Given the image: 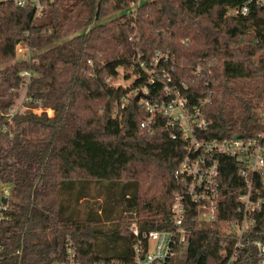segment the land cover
<instances>
[{
    "label": "trees",
    "instance_id": "1",
    "mask_svg": "<svg viewBox=\"0 0 264 264\" xmlns=\"http://www.w3.org/2000/svg\"><path fill=\"white\" fill-rule=\"evenodd\" d=\"M136 1L46 0L37 19L29 4L0 2V68L8 64L0 70V179L10 187L8 219L0 223V264H51L67 240L85 260L99 259L101 236L116 248L126 232L125 221L99 229L117 216L119 206L135 211L142 229L166 225L161 221L174 190V162L157 164L166 178L136 174L144 160L151 161L137 147L157 141L169 159L161 143L168 136L140 129L143 113L134 100L113 116L125 93L113 81L119 74L129 77L136 50L173 55L193 82L182 90L191 102L204 97L202 92L210 95L203 107L207 138L250 136L260 128L264 11L249 0H139L130 17V3ZM244 5L245 15L230 14ZM21 43L32 53L27 61L15 60ZM197 67L200 77L194 78L190 74ZM23 86L25 111L13 116L10 126L4 117ZM27 127L36 133L25 139ZM233 173L230 165L228 184ZM91 186L103 195L99 209L87 206ZM81 201L87 211L79 218ZM187 209L188 245L169 264H216L211 254L224 234L198 227L196 209ZM254 239L264 244V210Z\"/></svg>",
    "mask_w": 264,
    "mask_h": 264
},
{
    "label": "built area",
    "instance_id": "2",
    "mask_svg": "<svg viewBox=\"0 0 264 264\" xmlns=\"http://www.w3.org/2000/svg\"><path fill=\"white\" fill-rule=\"evenodd\" d=\"M43 1L46 0H13V3L17 7L29 4L34 10L33 19H37L41 17ZM250 2L264 11V0ZM138 5L139 0L130 3V17L136 16ZM246 13L244 5L230 14ZM87 64L92 65L91 61ZM129 69L127 80H132L131 88L125 90L113 116L119 117L127 103L139 96L135 102L143 113L140 129L147 130L150 136H168L161 143L170 151L168 160L174 162L171 175L174 190L167 217L161 221L166 225L142 229L137 213L124 210L130 246L123 258L85 260L74 243L67 240L62 255L51 264H169L188 245V206L197 211L198 227L217 228L224 234L218 250L211 254L216 264H264V244L254 239L258 217L264 210V112L260 128L253 135L207 138L210 123L203 107L209 103L210 95L202 92L204 97L199 101L188 99L182 90L193 82L187 79L188 73L173 55L157 51L149 56L136 50ZM200 72L197 67L190 75L198 78ZM20 75L30 77L28 72ZM230 165L234 180L228 184L226 169ZM9 196V185L0 179V223L8 219L5 214Z\"/></svg>",
    "mask_w": 264,
    "mask_h": 264
},
{
    "label": "rangeland",
    "instance_id": "3",
    "mask_svg": "<svg viewBox=\"0 0 264 264\" xmlns=\"http://www.w3.org/2000/svg\"><path fill=\"white\" fill-rule=\"evenodd\" d=\"M1 1H6V0H0ZM16 55H15V60L16 61H27L31 58L32 53L28 50L27 46L24 43L18 44L16 46L15 49ZM5 66L7 65H3L1 69L5 68ZM21 76V75H20ZM28 78V77H26ZM113 83L115 85H121L124 90H129L131 88L132 85V80H127V79H123L122 75L119 74L118 78H116ZM25 86H23L21 89L18 90V98L15 100V103L13 104L12 108L10 109V111L8 112V114L4 117V119L7 120V122L10 124V126H12V118L13 116H15L16 114H21L25 111L24 108V101L26 102L25 99ZM27 107V105H25ZM47 115L49 117L52 116V112L50 110H46ZM33 113L36 116H39L41 113V110L35 109L33 110ZM27 131L24 133V138H29V136L31 135V132H34V128H26ZM5 131V128L3 129ZM36 133V132H35ZM35 133H33L31 136H33ZM30 136V137H31ZM40 136V135H39ZM44 136V135H41ZM163 146L157 142V141H153V142H148L146 144H141L137 147V151L143 156V157H147L150 158L151 161L149 160H144L138 167V171L136 174V178L139 179H144V178H148L149 176H153L155 177V179H161V178H166L165 174L161 169L156 168L158 163H167L168 161V156H166V153L162 150ZM159 149V150H157ZM155 168L157 170H155ZM105 184H107L108 182H104ZM99 192V190H98ZM103 200V195L101 194H97V190H95V188H93L91 186V190L89 192V198L87 199V206L88 207H92L95 209H99V205L101 204ZM82 203H80V206H77V216L79 218H82L83 215L86 213L87 211V206L86 204H84L83 201H81ZM123 208H121V206H119V208L116 209V217L113 220H105L103 222H101L99 224V229L102 232L107 231L112 224L119 222V221H124L125 217L123 216ZM231 231H235V228H231ZM122 236V239H120L117 243V247L115 248L111 242V240L109 238H106L105 236H101V238L97 241V255L99 257V259H103V260H119L121 258H123L126 255L127 250L129 249L130 246V238L129 235L126 234V232H123L120 234ZM125 236V237H124Z\"/></svg>",
    "mask_w": 264,
    "mask_h": 264
},
{
    "label": "water",
    "instance_id": "4",
    "mask_svg": "<svg viewBox=\"0 0 264 264\" xmlns=\"http://www.w3.org/2000/svg\"><path fill=\"white\" fill-rule=\"evenodd\" d=\"M138 97H139V96H136V97H135V101H137V100H138ZM3 202H5V200H4Z\"/></svg>",
    "mask_w": 264,
    "mask_h": 264
}]
</instances>
